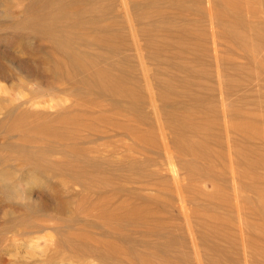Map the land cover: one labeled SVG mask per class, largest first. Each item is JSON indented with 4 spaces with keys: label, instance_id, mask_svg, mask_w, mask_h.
I'll return each mask as SVG.
<instances>
[{
    "label": "rangeland",
    "instance_id": "1",
    "mask_svg": "<svg viewBox=\"0 0 264 264\" xmlns=\"http://www.w3.org/2000/svg\"><path fill=\"white\" fill-rule=\"evenodd\" d=\"M242 1L0 0V264H264V6ZM122 72L125 96L84 82Z\"/></svg>",
    "mask_w": 264,
    "mask_h": 264
},
{
    "label": "bare ground",
    "instance_id": "2",
    "mask_svg": "<svg viewBox=\"0 0 264 264\" xmlns=\"http://www.w3.org/2000/svg\"><path fill=\"white\" fill-rule=\"evenodd\" d=\"M245 1H242V0H196V6L198 7L199 11L204 8L203 6H207L208 9H211L212 6H216L218 4H223V3H226L228 4L230 7H233L235 9L236 12H240V9H241V5H243L242 3H244ZM252 2H255L252 1ZM247 3V2H246ZM256 3H257V0H256ZM259 3L264 6V1H260L259 0ZM259 4V5H260ZM151 8L152 9H155L156 5L155 3L153 2L152 4H150ZM181 6V5H180ZM261 6V7H262ZM165 9V8H164ZM262 9V8H261ZM254 11V10H252ZM251 11V12H252ZM66 15V14H65ZM155 16L161 20V21H167L168 20V16L163 13V12H157L155 14ZM254 16V15H253ZM252 16V17H253ZM255 19V17H254ZM253 19V20H254ZM152 20V19H151ZM256 20V19H255ZM211 22V21H210ZM167 23V22H166ZM243 23V22H242ZM164 27V26H163ZM105 28V27H104ZM170 29V28H169ZM105 30V29H104ZM96 32V31H95ZM164 33V32H163ZM173 33L172 31H166L165 32V35L166 34H171ZM97 34V33H96ZM100 37V36H99ZM106 38V36H105ZM164 38V37H163ZM180 38V41L178 44L176 45H173L172 47L168 46L164 41H160L162 44L161 46L163 48L165 47H168L169 51H171L174 55H183V54H187L188 51H191L189 50V47H188V44H189V40L184 37V36H179ZM159 39V38H158ZM191 39V38H190ZM182 40V41H181ZM108 41V40H107ZM163 54V53H162ZM72 57L69 56L68 58V62L69 64H71V59ZM74 60V59H73ZM75 63L73 65H71V67H73L75 70H79V68H83V65L81 62L77 61L76 59L74 60ZM90 60H87L85 62V66H90L91 63L89 62ZM178 64H174L172 65L173 66H177ZM178 69H181L182 67L181 66H178L177 67ZM97 72V71H96ZM35 75V74H34ZM124 76H123V72L122 74L120 75V78H119V81L118 83L115 82V84L112 82V81H108L106 79H89V80H84L85 84L89 87V88H96L100 91H102L103 93H108V94H117L119 96H125L127 94H129V92L127 91V89H125L123 87V83H124ZM166 86H167V89H169L170 91L172 89H174V84L170 81H167L166 82ZM115 89V90H113ZM225 99V98H224ZM222 106L223 103H222ZM224 109V108H223ZM245 112V111H244ZM243 112V113H244ZM247 114V113H246ZM232 116L234 115L235 118L236 117H239L238 116V113H232L231 114ZM246 122L248 123L247 125H255L258 121L256 120V118H248V120H246ZM259 122H262L264 123V116L262 119L259 120ZM171 126H173L172 129H174L173 131L175 132V136H178L179 138H183V133L187 130H189V132L191 134L193 133H198L200 134L201 136V139L199 142H196V144H198V146L195 145L194 141H189V140H185L183 141L182 143L184 144V149L186 151H192L194 148H203V145L205 144L204 140L207 139L204 135H202L201 133V129H203V126L202 125H196L195 123L191 124V123H187V124H183V122L179 121L177 122L176 119L172 120L171 121ZM125 128V127H124ZM126 129V128H125ZM176 129V130H175ZM127 130V129H126ZM125 130V131H126ZM186 142V143H185ZM235 153L236 155L239 157L240 159V163L241 164H244V165H247V166H251V163L249 162L248 158H246V156L244 155V151H242L241 148H237L235 150ZM7 174V173H6ZM32 174V173H31ZM1 177H3V175H1ZM40 178V177H39ZM37 179V178H36ZM3 181V180H2ZM1 183V182H0ZM36 183L38 184H42L43 183V180H40V179H37ZM259 192L261 193L262 192V189L261 188H258ZM3 192V191H2ZM257 208V207H256ZM7 212V211H6Z\"/></svg>",
    "mask_w": 264,
    "mask_h": 264
}]
</instances>
